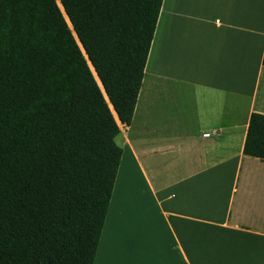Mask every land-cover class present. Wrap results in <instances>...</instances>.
Listing matches in <instances>:
<instances>
[{"label":"crops","instance_id":"0c3cea01","mask_svg":"<svg viewBox=\"0 0 264 264\" xmlns=\"http://www.w3.org/2000/svg\"><path fill=\"white\" fill-rule=\"evenodd\" d=\"M263 51L264 0H162L93 264H264Z\"/></svg>","mask_w":264,"mask_h":264},{"label":"trees","instance_id":"16d2710c","mask_svg":"<svg viewBox=\"0 0 264 264\" xmlns=\"http://www.w3.org/2000/svg\"><path fill=\"white\" fill-rule=\"evenodd\" d=\"M58 1L0 0V264H93L162 4Z\"/></svg>","mask_w":264,"mask_h":264},{"label":"water","instance_id":"95a60500","mask_svg":"<svg viewBox=\"0 0 264 264\" xmlns=\"http://www.w3.org/2000/svg\"><path fill=\"white\" fill-rule=\"evenodd\" d=\"M57 1H58V0H57ZM58 3H59V5H60V7H61V9H60V10H61V13L63 14V16H64V18H65V20H66V22H67L69 28L72 30L71 25H70V23H69V20H68L67 16L65 15V13H64V11H63V9H62V6H61V4H60L59 1H58ZM57 5H58V4H57ZM58 7H59V6H58ZM73 35H74V37H75V39H76V41H77V43H78V45H79V47H80L82 53H83V55L85 56L84 50L82 49L80 43L78 42V40H77L76 35L74 34V32H73ZM85 58H86V56H85ZM86 59H87V58H86ZM87 61H88V60H87ZM87 63H88V67H89L90 71L92 72L93 77L95 76L96 79H97V81H98V82H97L96 79H95V77H94V79H95L97 85H98L99 88L101 89V91H102V93H103V95H104L106 101L108 102V99H107V97H106V95H105V93H104V90H103V88H102V86H101V83H100L99 79H98L97 76H96V73L94 72V70H93V68H92V66H91V64H90V62L88 61ZM109 107H110L111 110H112V107H111L110 104H109ZM112 111H113V110H112ZM113 113H114V111H113ZM114 114H115V113H114ZM115 117H116V115H115Z\"/></svg>","mask_w":264,"mask_h":264},{"label":"rangeland","instance_id":"374dc122","mask_svg":"<svg viewBox=\"0 0 264 264\" xmlns=\"http://www.w3.org/2000/svg\"><path fill=\"white\" fill-rule=\"evenodd\" d=\"M115 142H116L118 145H120V142H119V140H118L117 138H115Z\"/></svg>","mask_w":264,"mask_h":264}]
</instances>
